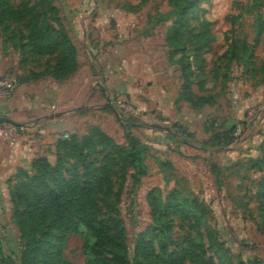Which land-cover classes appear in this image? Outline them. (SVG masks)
Here are the masks:
<instances>
[{"label": "rangeland", "instance_id": "1", "mask_svg": "<svg viewBox=\"0 0 264 264\" xmlns=\"http://www.w3.org/2000/svg\"><path fill=\"white\" fill-rule=\"evenodd\" d=\"M7 1L12 5L30 7L32 18L36 17L38 22L43 19L56 26L49 20L50 13L43 10L47 0ZM50 2L71 41L75 39L73 23L84 22L87 16L95 19L100 11L99 17L104 16L110 28H114L117 22L126 26L122 35H118L123 42L119 44L128 54L133 52L142 58L130 62V65L142 68L144 80L151 78L146 70L150 67L165 72L168 75L165 80L169 79V83H182L181 67L186 66L192 90L210 98V103L199 109L208 113L205 126H236L233 142H222L223 148L213 153L222 162L221 172L216 175L210 174L209 159L202 153H199L198 161L184 168L183 172L161 174L154 160L155 152L149 145L147 166L150 172L137 184L132 183L128 169H123L116 160L105 158L106 149L98 148L86 157L89 169H96L97 175L104 176L103 181L95 184L98 216L107 220L112 228L115 220L119 222L127 256L131 259L136 246L152 235L155 221L148 198H161L163 202L176 189L179 202L174 209L166 211L164 217L171 255L192 249L212 264H237L251 260L264 264V196L259 197L262 187L259 182L264 178V171L251 172L246 160L255 154V147L261 141L264 144V0H256L254 5L252 0ZM183 8L185 17L175 28L174 42L165 43V31L178 21ZM76 11L82 13L76 15ZM110 12H115V15H106ZM84 13L87 15L83 17ZM130 23L141 28L133 30ZM80 52L82 64L90 65L89 81L83 78L87 75L84 70L55 78L50 74L54 55L34 49L27 21L0 18V76L17 77L20 84L15 90L22 85L23 98L35 105L38 114L94 105L90 97L101 91L104 78L95 68L96 64L89 62L91 59L86 52L83 54L81 49ZM104 85L108 86L107 83ZM5 99L0 98V103ZM118 99L126 100L122 108L131 110L136 123L144 119L143 111L132 96L112 90L102 101L114 105L118 116L104 108L70 112V133L63 137L75 135L82 140L92 128H97L116 143L125 145L122 120L125 116L115 104ZM151 120L169 129L177 123L158 115H152ZM36 138L43 139L41 136ZM45 140L50 138L45 137ZM58 150L62 175L69 177L74 173H84L83 166L76 162L68 145L60 144ZM53 151L54 148L50 150ZM229 159L235 162L229 163ZM15 182L16 179L11 178L4 184L0 183V257L17 259L21 242L12 217L9 195V189ZM153 189L158 191L150 195ZM82 240L80 234H70L65 240L62 256L71 264H84ZM181 264L192 263L185 259Z\"/></svg>", "mask_w": 264, "mask_h": 264}, {"label": "trees", "instance_id": "2", "mask_svg": "<svg viewBox=\"0 0 264 264\" xmlns=\"http://www.w3.org/2000/svg\"><path fill=\"white\" fill-rule=\"evenodd\" d=\"M256 0H252L254 5ZM30 7H20L10 4L7 0H0V18L11 21H27L29 36L34 49L39 53L54 55L51 66V75L63 78L76 71L78 62L76 48L69 39L66 31L59 21L56 8L50 0L44 4L43 10L49 12V25L43 19L32 18L29 15ZM185 17V9L179 13V19L164 33L165 43H173L176 26ZM175 44V43H174ZM172 58V57H171ZM170 58V59H171ZM183 82H180L178 100H184L191 108L199 110L210 103V98L196 94L192 82L186 72V66L181 67ZM17 78V77H16ZM20 84L19 79L17 78ZM119 112L125 116L123 128L126 144L116 143L108 134L97 128H92L82 140L75 135L69 138L58 137L53 144V159L46 156H37L32 159L28 168L19 167L7 180L15 178V185L9 189L12 202V217L19 231L21 252L17 259L11 256H1L0 264H71L62 256L64 243L68 235L80 234L82 240V253L84 264H181L187 259L192 264H212L210 260L202 259L192 249L183 250L177 255H171L167 247L165 213L174 209L178 204L176 189L162 202L161 198H148L154 217L155 226L151 229L150 238L136 246L135 255L130 259L126 254L122 227L115 220L112 228L107 220L98 216V202L94 195L95 184L103 181L104 176L97 175L96 169L90 170L85 160L88 155L98 148L106 149L105 158L116 160L123 169L129 170V177L133 184L139 183L146 175L148 166L149 146L136 136L132 128L136 122L135 116ZM173 123L171 136L182 137L180 142H186L189 132L180 124ZM214 124V123H211ZM16 127H20V124ZM235 125L223 131L215 132L203 142L207 148L223 147L221 144L233 142ZM180 130V132H179ZM60 144L69 146L78 164L83 166L84 173H74L69 177L61 174ZM256 157L246 159L251 172L264 171V144L258 148ZM209 158H207L208 160ZM157 166L164 175L174 172V168L167 160H157ZM210 173L221 172V166L209 159L207 161ZM262 185L259 197L264 196V178L260 179ZM158 189H153L150 195ZM262 195V196H261ZM156 200V201H154ZM237 264H261L257 260L247 262L239 261Z\"/></svg>", "mask_w": 264, "mask_h": 264}, {"label": "crops", "instance_id": "3", "mask_svg": "<svg viewBox=\"0 0 264 264\" xmlns=\"http://www.w3.org/2000/svg\"><path fill=\"white\" fill-rule=\"evenodd\" d=\"M80 13L74 12L76 15ZM100 13L101 11L98 12L95 19L87 16L84 22H74L72 27L75 34V39L72 38V42L76 48L78 62L76 72L80 73L84 70L87 75L83 78L86 79V82L89 81L90 65L82 64L81 49L83 54L86 52L88 59H91L89 62L92 61L96 64L95 68L102 73L104 84H108V86L102 84L101 91H96L90 97V102L94 105L87 106L88 109L85 110L110 109L105 106L106 102L102 100L103 98L107 99L112 90L132 96L139 109L143 111L142 117H144L139 123L134 124L132 131L142 142L153 148L155 161L167 160L171 163L174 171L183 172L184 168L193 166L199 159V153H202L222 166V162L213 153L223 147L207 148L203 144L217 130L205 126L208 114L206 110L193 109L184 100H178L180 82L174 85L169 83V79L165 80V76H168L165 72L149 67L146 70L151 74V78L144 80L141 74L142 68L138 69L134 65H130V62L133 63L142 58L132 54L133 52L128 54L123 50V45H120L123 42L118 39V35H122L121 32L126 26L123 27L117 22L114 24V28H110L105 17H99ZM85 15L87 14L84 13L83 17ZM106 15H115V12L106 13ZM129 25L133 30L141 28L135 27L134 23ZM114 31L116 38L113 34ZM22 90V85H20L9 99L0 103V115L10 117L20 124L19 134L12 139H0V183L2 184L5 183L9 175L14 174L17 168H28L32 159L37 156H46L52 160L53 153L50 150L53 149L54 140L69 134L71 129V113L61 117L45 118L50 111L45 112L46 115L38 114L35 105L25 101ZM152 115L172 119L177 122L176 124L184 126L187 131L189 130L190 137L185 143L180 142L182 137L175 134L171 136L173 134L171 129L151 127L150 125L155 123L151 120ZM146 119H150V121H146ZM224 129H226L224 126L218 128L220 131ZM39 136L43 139L36 138ZM45 137L50 140L46 141ZM261 142L255 147V154L249 155L250 158L258 155ZM227 161L235 162L233 159ZM145 163L147 165V159ZM156 167L159 170L157 162ZM149 172L148 167L145 176ZM210 174L212 175V173Z\"/></svg>", "mask_w": 264, "mask_h": 264}, {"label": "built area", "instance_id": "4", "mask_svg": "<svg viewBox=\"0 0 264 264\" xmlns=\"http://www.w3.org/2000/svg\"><path fill=\"white\" fill-rule=\"evenodd\" d=\"M17 78L11 75L0 76V98H8L15 88L18 85ZM127 103L124 99H118L115 101V104L121 109L124 113L128 115L135 116L130 113V109L122 108L124 104ZM114 106V105H113ZM121 106V107H120ZM180 132V130H179ZM18 133V127L10 124H0V139H12Z\"/></svg>", "mask_w": 264, "mask_h": 264}, {"label": "water", "instance_id": "5", "mask_svg": "<svg viewBox=\"0 0 264 264\" xmlns=\"http://www.w3.org/2000/svg\"><path fill=\"white\" fill-rule=\"evenodd\" d=\"M105 106L110 108L112 110V112L116 116H118L116 108L109 101L106 102ZM82 109H88V107L80 106V107H76V108H72V109H68V110H64V111H57V112L49 113L48 115L45 116V118L61 117V116L66 115L70 112H73L76 110H82ZM0 124H10L13 126L19 125V123H17L16 121L11 119L10 117L4 116V115H0ZM150 126L155 127V128H163L161 125H159L157 123H153Z\"/></svg>", "mask_w": 264, "mask_h": 264}]
</instances>
